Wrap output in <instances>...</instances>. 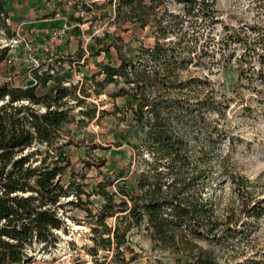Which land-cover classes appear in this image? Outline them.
Segmentation results:
<instances>
[{
    "label": "trees",
    "instance_id": "1",
    "mask_svg": "<svg viewBox=\"0 0 264 264\" xmlns=\"http://www.w3.org/2000/svg\"><path fill=\"white\" fill-rule=\"evenodd\" d=\"M64 1L70 3L68 18L75 22L106 19L117 26L128 23L150 29L153 42L148 47L125 55L117 46L118 63H99L90 75L97 88L113 85L110 97H130L127 108L135 138L131 143L135 166L131 174L121 171L87 192L82 186L85 174L74 167L64 149L76 144L69 137L70 126L78 128L82 123L76 120L68 98L91 120L95 109L82 105L83 96L89 94L82 91V97L76 96L75 86L64 85L51 68L34 69L35 82L30 85L1 83L0 264L29 261L35 244L42 250L54 247L55 231L65 226L66 216L59 214L65 206L85 212L93 243L90 251H110L114 264H136L137 254L128 240L133 229L146 231L154 247L189 257V264H216L200 243L231 244L243 228L264 216V197L252 198L249 189L253 182L228 172V150L234 139L219 123L228 106L207 76L197 75L190 67L210 69L221 64L229 57L223 49L232 41L241 42L240 38L222 24L217 0ZM61 3L57 1V5ZM74 11L83 14L73 16ZM8 17L6 0H0V34L9 33ZM217 25L224 32L215 40L211 30ZM254 29L260 37L256 43L264 45V26ZM103 39L95 37L97 43ZM247 44H240L245 51L250 47ZM107 49L106 44L98 51L89 46L96 54ZM8 50L0 46V62ZM246 54L236 60L238 78L254 73L264 80V56H257L259 67L254 69ZM215 55L220 62L214 60ZM96 76L102 79L96 80ZM67 137L68 142L58 145ZM38 144L47 149L33 165L29 161L40 154L38 149L20 154ZM226 175L240 203L220 215L212 188ZM114 183L116 189L107 190ZM91 195L97 200H90ZM68 197L71 199L61 202Z\"/></svg>",
    "mask_w": 264,
    "mask_h": 264
},
{
    "label": "rangeland",
    "instance_id": "2",
    "mask_svg": "<svg viewBox=\"0 0 264 264\" xmlns=\"http://www.w3.org/2000/svg\"><path fill=\"white\" fill-rule=\"evenodd\" d=\"M57 1L59 0H25L16 4L17 0H6L9 12L13 14L17 10V13L6 22L9 33L2 31L0 46L4 45V42H9L10 38L17 39L18 43L8 50L6 59L0 62V84L9 82L12 86L30 85L34 83L32 76L34 69L41 72L51 68V72L62 78L64 85L75 86L76 96L82 97L84 94L82 91L89 94L87 97L83 96L85 100L82 105L95 109V117L91 120L83 117L80 114L81 107L76 106L72 98H68V102L73 105L76 120L82 123L78 128L70 126L69 137L73 138L76 144L67 145L64 150L74 167L85 174L82 181L83 189L91 192L97 183L107 178L112 180L121 171L131 174L135 166L131 159V143L135 138L130 126V111L127 108L130 97H110L113 85L109 84L104 89L97 88L90 75L98 70L99 63L111 65L118 63L117 46L125 55L134 54L141 48L148 47L153 38L149 27L140 28L137 24L126 23L117 26L110 24L106 19L96 21L85 19L81 23L75 22L68 18V14L72 12L70 3L61 0L62 3L57 5ZM11 3H15V7ZM216 9L222 24L237 33L241 42H248L249 50L245 51L240 45L241 42L232 41L228 49H223L226 56L229 55L226 60H219V55L214 57V60L221 61V64L210 69L191 66L190 70H194L197 75L207 76L216 95L224 99L228 106L224 117L219 118V123L234 139L233 148L228 150V172L244 176L253 182L249 189L252 191L251 196L260 199L264 197V80L259 79L254 73L246 79H239L236 74L238 68L236 60L245 52L247 53L245 59L253 63L254 69L259 67L256 59L258 55L264 56V45L256 43L260 37L254 28L264 26V0H217ZM19 11L22 15H19L21 14ZM82 14L83 12L79 11L73 12V16ZM45 16L53 20L50 24V34L30 36L27 22L40 20ZM211 32L217 40L224 31L222 26L217 25ZM51 37L54 39L51 40ZM95 37H104L103 42L97 43ZM56 43L62 46V50L56 51L54 47ZM103 44L108 45V49L100 50L98 54L89 50L90 46L97 48L98 51ZM223 64H226V67L223 68ZM246 67L247 63H244L242 69L246 71ZM101 79L102 76H96V80ZM48 84L52 85L53 82L50 81ZM116 108L120 110L117 111ZM212 117L218 118L217 115ZM68 141L67 137L58 145ZM227 143L225 140L222 144L224 152ZM36 149L40 154H34V159L29 161L35 165L46 151L45 145H33L20 155L34 153ZM85 161L88 162L87 165ZM129 180L128 176L127 181ZM213 186L212 196L218 214H224L240 203L227 175ZM115 189V183L107 187V190ZM97 198L95 195L90 196V200L93 201ZM68 199L71 197L61 199V202L65 203ZM62 212L59 210V214L66 216L65 226L55 231L57 236L55 246L42 250L40 244H35L34 250L30 252V260L22 264H114L110 261V251L97 250L96 254L90 251L93 243L90 226L85 223V212L71 206H65ZM75 224L78 228L74 226ZM128 240L137 254L136 264H154L156 261L163 264L190 262L187 256L154 247L143 229H133ZM200 245L214 256L216 264H264V216L243 228L231 244L201 242ZM65 250L66 253L58 258L45 260L43 257L47 254H52L53 257L56 252L63 253Z\"/></svg>",
    "mask_w": 264,
    "mask_h": 264
},
{
    "label": "crops",
    "instance_id": "3",
    "mask_svg": "<svg viewBox=\"0 0 264 264\" xmlns=\"http://www.w3.org/2000/svg\"><path fill=\"white\" fill-rule=\"evenodd\" d=\"M18 2L19 3L25 2V0H17L16 4ZM11 4L14 7L16 5L15 3H11ZM16 11L13 12L14 15H15V13H17ZM18 13H21V12L19 11ZM13 14H11L9 12V19L10 18L12 19ZM19 15H22V13L19 14ZM51 21H53V20L50 17H47V16L43 17L40 20H36V21H32V22L28 21L27 23H29L28 24V28H30L29 29L30 36L39 37L40 35H46V34L48 36L50 34V32H51V28H50ZM54 47H56V49H57L56 51L62 50V46L59 43H56Z\"/></svg>",
    "mask_w": 264,
    "mask_h": 264
},
{
    "label": "bare ground",
    "instance_id": "4",
    "mask_svg": "<svg viewBox=\"0 0 264 264\" xmlns=\"http://www.w3.org/2000/svg\"><path fill=\"white\" fill-rule=\"evenodd\" d=\"M5 43V42H4ZM5 45H6V43H5ZM76 228H78V225H74ZM80 228V227H79ZM60 249V248H59ZM56 250V249H55ZM60 251V250H59ZM66 253V250H65V252H63V253H61V252H56L54 255H53V257H52V254L50 255V254H47V255H45V256H43L44 257V259L46 260H50L51 258L53 259V258H58V257H60V256H62L63 254H65ZM44 254V253H43ZM41 256V255H40ZM36 257V256H35ZM40 258V257H39ZM41 259V258H40Z\"/></svg>",
    "mask_w": 264,
    "mask_h": 264
},
{
    "label": "built area",
    "instance_id": "5",
    "mask_svg": "<svg viewBox=\"0 0 264 264\" xmlns=\"http://www.w3.org/2000/svg\"><path fill=\"white\" fill-rule=\"evenodd\" d=\"M8 19H9V17H8ZM8 19H7V21H8ZM52 39H54L53 37H51V40ZM6 43V45L4 44V45H2V46H7L9 49H11V48H14L16 45H17V43H18V40L17 39H14V38H10L9 39V42H5ZM37 67V66H36ZM31 69V68H30ZM30 69H29V71H30ZM34 82H35V80H34Z\"/></svg>",
    "mask_w": 264,
    "mask_h": 264
}]
</instances>
